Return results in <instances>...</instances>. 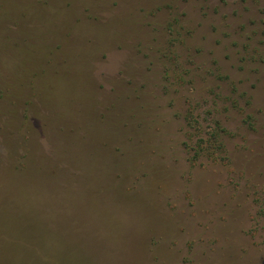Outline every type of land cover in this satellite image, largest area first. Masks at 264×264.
I'll return each instance as SVG.
<instances>
[{
	"label": "rangeland",
	"instance_id": "374dc122",
	"mask_svg": "<svg viewBox=\"0 0 264 264\" xmlns=\"http://www.w3.org/2000/svg\"><path fill=\"white\" fill-rule=\"evenodd\" d=\"M15 2L61 58L20 95L4 64L0 168L52 237L0 264H264V0Z\"/></svg>",
	"mask_w": 264,
	"mask_h": 264
},
{
	"label": "trees",
	"instance_id": "16d2710c",
	"mask_svg": "<svg viewBox=\"0 0 264 264\" xmlns=\"http://www.w3.org/2000/svg\"><path fill=\"white\" fill-rule=\"evenodd\" d=\"M1 3L2 8L0 7V17H2V20L7 18L14 20L13 15L14 17L20 16L17 15L20 11H25L23 15L24 17H27V21H24L21 26L19 24L17 25L15 32L17 37L9 35L4 41L0 37V77L2 78L4 75L3 68L5 64V67L14 72L13 76L15 80H17L16 84H18L15 89L14 87L12 88V79L9 78L11 84L9 85L8 90L12 92L11 94L18 93V95H20L22 91L26 90L24 88H35L32 84H29V82L31 83L33 77L32 74H34L35 77L41 71L38 67H42V65L46 64L45 59L49 60L48 63L52 61L58 62L61 55L60 57L56 56V52H54L52 47L55 42L52 41L53 44H51V40L49 36H46L44 33V29H42V27L35 29V21L37 20L33 17L30 11L32 8L31 6L22 7L18 5L15 0H2ZM48 3L50 4V2L47 1L45 5ZM41 22L44 24V22L47 21L42 19ZM58 48L64 47L58 46ZM32 50H34V52ZM31 53H34V55H31ZM62 53L63 51L61 54ZM46 54L48 56H46ZM62 55L64 56V54ZM66 56L67 54H65L64 57ZM1 65L3 67H1ZM21 78L27 80L25 85H19L18 80H21ZM71 85H74V87L71 86V90L74 93L76 82L75 84L71 82ZM0 90V92L4 91V87L2 86L1 88V85ZM61 91L62 98L64 99L66 95L63 93V90ZM3 97L4 93L1 94V98ZM74 99H80V94L78 95L74 93L73 100ZM73 100L70 102H73ZM4 101H6V103L9 102L8 100ZM0 107L5 110L9 109L8 105H3L1 103ZM0 115H2L1 112ZM3 125L4 122L0 117V130H3ZM4 140L0 138V149L3 151L11 150V142ZM11 159L16 167L12 164L4 171L3 169L1 171L0 168V215L2 216L1 219L4 223L7 224L6 226H8V228L4 227L3 223L0 225V234L4 235L0 236L1 250L5 257H11L16 248H18L17 251L21 249L25 252L32 250V252L36 253L38 250L39 252L46 254L49 252L47 244L52 237L48 236L47 233L46 223H48L49 218L46 214H43V212L47 213L49 210L48 206L40 205L41 201L46 200V197L42 198L39 194L41 189L36 185V187L32 185V182H34L32 179L34 178V174L29 173L25 177L27 178V181L24 180L23 176L21 177L20 175H22V171H24L22 169H26V167H21L19 158L16 159L12 156ZM38 219L45 221L42 227L37 222ZM34 223H37L38 226ZM10 224H12L13 230L9 229ZM12 232H14V237L11 236ZM36 235L44 236L46 244H37L38 242L35 238Z\"/></svg>",
	"mask_w": 264,
	"mask_h": 264
}]
</instances>
